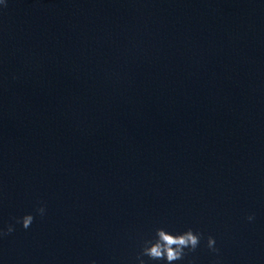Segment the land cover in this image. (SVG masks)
Returning <instances> with one entry per match:
<instances>
[{
    "label": "water",
    "instance_id": "water-1",
    "mask_svg": "<svg viewBox=\"0 0 264 264\" xmlns=\"http://www.w3.org/2000/svg\"><path fill=\"white\" fill-rule=\"evenodd\" d=\"M8 224L0 264H139L159 227L203 234L175 264H264V0H6Z\"/></svg>",
    "mask_w": 264,
    "mask_h": 264
},
{
    "label": "clouds",
    "instance_id": "clouds-1",
    "mask_svg": "<svg viewBox=\"0 0 264 264\" xmlns=\"http://www.w3.org/2000/svg\"><path fill=\"white\" fill-rule=\"evenodd\" d=\"M3 6H6V0H0V7ZM36 214L43 217L46 214L45 206L38 207ZM254 218V215L246 217L249 222H252ZM33 221L34 216L32 213H26L15 218V224H19L25 230L30 228ZM14 230L13 224L0 227V238L12 233ZM202 238L203 234L194 231L192 228L183 231H170L165 227H159L155 229L150 238L142 240L136 260L139 264H146L142 257H147L148 261L154 262V264H175V262L182 261L188 253L195 251ZM206 246L212 253H219L216 240L211 235L206 238ZM92 264H95V262L93 261Z\"/></svg>",
    "mask_w": 264,
    "mask_h": 264
}]
</instances>
